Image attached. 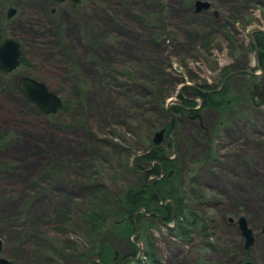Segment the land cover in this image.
<instances>
[{"label":"rangeland","instance_id":"374dc122","mask_svg":"<svg viewBox=\"0 0 264 264\" xmlns=\"http://www.w3.org/2000/svg\"><path fill=\"white\" fill-rule=\"evenodd\" d=\"M195 1L0 0V39L18 41L25 62L0 74L1 257L90 264L98 240L121 264L146 263L139 224L128 239L110 225L89 239L83 210L104 202L107 190L143 184L154 167L139 160L145 139L169 124L175 105H198L190 87H218L220 71L234 63L252 75L232 77L231 97L264 86L256 41L264 0H201L209 7L200 10ZM21 75L44 83L65 109L44 114L18 88ZM238 103L198 108L201 121L173 113L178 125L160 145L199 194L210 244L198 233L173 236L171 220L145 219L153 223V264H264V103ZM240 216L253 232L248 248Z\"/></svg>","mask_w":264,"mask_h":264},{"label":"trees","instance_id":"16d2710c","mask_svg":"<svg viewBox=\"0 0 264 264\" xmlns=\"http://www.w3.org/2000/svg\"><path fill=\"white\" fill-rule=\"evenodd\" d=\"M256 41L259 65L264 72V33H259ZM190 88L195 96L200 97V108L227 111L231 105L238 102L239 105L245 98V95L231 97L230 85L228 84L220 91H216L217 87L214 89L210 87ZM182 105L195 107L197 104L183 102ZM182 105H175L168 113L172 119L164 127V139L166 135L170 136L169 132L173 128V113L199 120L198 117L201 116L199 109L187 111ZM64 109L65 105L62 110ZM145 141L149 143V146L143 154L139 155V160L148 165L153 162L154 167L146 170L148 172L144 175L143 184L139 187H123L117 193L107 190L103 195L104 198H102L104 202L90 204L81 213L87 226L85 235L89 239H96L105 230L109 231V225L128 239L129 234L137 230L136 224H139L140 230L141 228L144 229L141 233L144 240V250L142 252L144 258L142 257L141 260H146V263L145 261H137L138 263L134 264H147L148 262L153 264L158 261L154 238L149 231L153 223L145 225V219L171 220L175 223L174 227L170 228L173 236L180 239H189L193 233H198L201 237L207 239V245L210 244L208 241L210 238L208 233L209 221L205 216L200 215L198 209H196L199 204V194H194L189 187L190 185L183 183L180 178V168L167 156L166 150L160 144L153 143V137H149ZM170 169L174 170L171 176L168 175ZM164 171L167 172L163 173ZM151 175L157 177L149 182L146 178ZM161 201L168 202L161 204ZM95 241L97 242L93 244V249H90L94 262L90 263L89 261L90 264H121V261L125 259L120 257L111 245L105 242L98 243V240ZM133 247L130 246L129 255L134 254Z\"/></svg>","mask_w":264,"mask_h":264},{"label":"water","instance_id":"95a60500","mask_svg":"<svg viewBox=\"0 0 264 264\" xmlns=\"http://www.w3.org/2000/svg\"><path fill=\"white\" fill-rule=\"evenodd\" d=\"M55 2L72 1L74 3L79 0H53ZM195 6L197 10L208 8L209 2L196 0ZM14 12V9H10L8 16ZM21 45L14 38L6 37L0 42V70L4 72H10L17 68L20 64ZM18 87L24 94L28 101L35 104L44 114L56 113L63 108L64 103L61 97L52 92L44 83L35 80L29 76H21L18 80ZM257 85H255V89ZM258 93L253 104L259 106L264 103V86L257 88ZM178 102V101H177ZM165 128L160 129L153 135V143L161 144L164 140ZM143 154V153H142ZM172 173L170 171L169 175ZM238 228L241 234L245 238L244 247L248 248L252 245L254 236L251 228L248 227L247 221L243 216L238 218ZM261 233L264 234V223L261 226ZM142 251H140L141 253ZM0 253H1V241H0ZM0 264H10V261L0 256ZM244 264H253L250 261Z\"/></svg>","mask_w":264,"mask_h":264},{"label":"flooded vegetation","instance_id":"af4514ba","mask_svg":"<svg viewBox=\"0 0 264 264\" xmlns=\"http://www.w3.org/2000/svg\"><path fill=\"white\" fill-rule=\"evenodd\" d=\"M67 2V1H66ZM68 2H70V1H68ZM53 10V9H52ZM3 38H6V37H3ZM3 38L2 39H0V42L3 40ZM23 51H22V48H21V55H20V58H19V60H20V64H19V66L20 65H22L23 64V61H24V58H23V53H22ZM234 65V67L233 68H228L226 65L223 67V69L220 71V75L222 76V78H221V80H220V84L218 85V87L216 88V91H220L221 89H223V87L226 85V84H228V85H231L230 83V81H231V79H232V77L233 76H235L236 74H244V75H247L248 77H250L251 75H252V72L251 71H247V70H243V69H238V65L237 64H233ZM18 66V67H19ZM17 67V68H18ZM17 68H15V69H13L12 71H10V72H4V71H2V70H0V74H10V73H12V72H14ZM21 76H25V75H21ZM21 76H19L18 77V80H19V78L21 77ZM27 76V75H26ZM30 77V76H29ZM33 78V77H32ZM249 79V78H248ZM18 80H17V86H18ZM36 80V79H35ZM38 81V80H37ZM256 85V84H255ZM255 85H253L252 86V88L250 89V90H248L247 92H246V94H245V97H246V99H248V100H250V102H252V104H253V100L255 99V97L257 96V93H258V90H257V88L260 86V85H257V88L255 89ZM19 88V87H18ZM192 88H194V87H192ZM212 91V90H211ZM193 96H195L194 95V93H193ZM182 98H184V96H181ZM185 99V98H184ZM195 99H198L199 100V104L198 105H196V106H198V107H192V106H189V105H182L187 111H192V110H197L198 108L200 109V107H201V100H200V97L199 96H196L195 97ZM185 102H188V103H190V100L189 99H187V100H184V103ZM35 105V104H34ZM36 106V105H35ZM37 107V106H36ZM217 111V110H216ZM199 118V120L201 121V119H202V117L201 116H199L198 117ZM190 119H194L193 117H190ZM173 120H174V123H173V128H172V130L169 132V133H171L172 134V132H173V130L177 127V125H178V120H177V118L174 116V114H173ZM222 122V121H221ZM173 140V139H172ZM154 177V176H153ZM174 225H175V223H174ZM2 250V249H1ZM0 256H1V253H0ZM10 264H12V263H10Z\"/></svg>","mask_w":264,"mask_h":264}]
</instances>
